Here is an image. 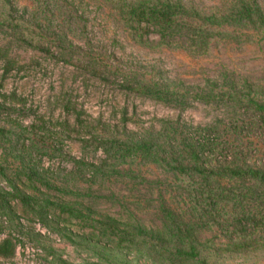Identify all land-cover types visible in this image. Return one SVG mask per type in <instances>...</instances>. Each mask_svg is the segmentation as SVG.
<instances>
[{"label":"rangeland","instance_id":"rangeland-1","mask_svg":"<svg viewBox=\"0 0 264 264\" xmlns=\"http://www.w3.org/2000/svg\"><path fill=\"white\" fill-rule=\"evenodd\" d=\"M12 1L20 14L26 8L31 14L30 0ZM184 1L204 13L227 6V0ZM52 2L58 30L96 59H54L8 44L0 32V47H9L17 67L4 77L0 62V194L6 197L0 201V243L9 238L16 247L12 258L0 257V264H157L143 250L117 247L115 237L104 235L103 223L113 219L121 229L160 231L169 212L197 227L209 264H264V230L254 233L239 220L245 211H262L263 200L253 197L243 207L222 209L200 202L187 209L188 194L173 173L140 159L110 160L94 145L95 138L117 132L160 133L166 122L213 127L224 149L222 156L206 161L210 168L264 170V116L236 100L195 98L208 93L212 83L238 91L250 87L264 98L262 44L256 38L242 44L223 41L196 56L179 46L183 38L178 46L161 44L156 34L135 40L105 0ZM259 2L264 10V0ZM126 76L184 90L189 104L168 106L126 91ZM12 94L16 99L4 104L3 95ZM219 185L241 191L254 187L236 180ZM18 195L38 204L22 202ZM48 203L72 208L83 218ZM244 243L252 245L248 252H227Z\"/></svg>","mask_w":264,"mask_h":264},{"label":"trees","instance_id":"trees-1","mask_svg":"<svg viewBox=\"0 0 264 264\" xmlns=\"http://www.w3.org/2000/svg\"><path fill=\"white\" fill-rule=\"evenodd\" d=\"M105 1L135 40L144 41L146 38L148 41L151 35L156 34L161 44L178 46L176 41L183 38V45L179 46L200 56L206 54L211 46L223 41L242 44L256 38L264 51V10L259 0H227L225 10L211 13H204L195 6L187 5L184 0ZM30 3L31 14L27 8L20 14L12 0H2L0 32L9 38L8 44L17 42L54 59H80L81 55L85 59H96V56L76 49L68 41L67 35L58 30L52 0H30ZM1 61L5 63L4 77L16 70V63L10 57L8 46L0 47ZM122 83L126 91L168 106L184 108L190 101L189 94L184 93V90L159 82L139 81L133 76H126ZM208 88V93L197 94L195 98L206 103L236 100L237 104L245 105L264 116V98L255 94L250 87L238 91L234 85L219 87L212 83ZM3 98L5 104L11 99L15 100L16 95H3ZM218 133L213 127L191 129L178 122H166L160 133L147 132L129 136L117 132L111 138H95L94 145L96 144V149L103 150L110 160L140 159L173 173L181 188L188 194L187 209L196 208L200 202H206L212 208L219 206L222 209L226 204L237 207L251 201L253 197L264 202V170L230 165L213 169L207 165L208 159H217L223 155L224 148L221 149ZM223 180L248 181L254 187L247 191L228 190L219 185ZM213 183L217 186L214 187ZM18 196L22 202L31 200ZM5 198L0 194V201ZM31 202L38 204L37 201ZM48 204L71 217L83 218L80 212L72 208ZM242 214L239 219L241 224L246 221L254 233L256 230H264V209L258 212L245 211ZM167 219V225L160 231L148 230L142 226L121 229L116 220L109 219L103 223V232L105 236L116 238L117 247L128 251L143 250L157 264H209L203 258L206 248L197 236V227L172 212L167 213ZM249 248L252 245L244 243L227 252L240 254L248 252ZM15 251L13 240L7 238L0 243V257L12 258Z\"/></svg>","mask_w":264,"mask_h":264}]
</instances>
